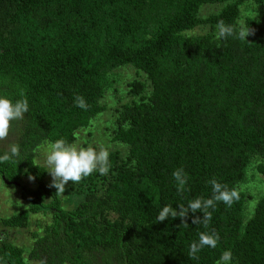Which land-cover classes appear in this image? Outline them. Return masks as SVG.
I'll list each match as a JSON object with an SVG mask.
<instances>
[{
  "label": "trees",
  "instance_id": "16d2710c",
  "mask_svg": "<svg viewBox=\"0 0 264 264\" xmlns=\"http://www.w3.org/2000/svg\"><path fill=\"white\" fill-rule=\"evenodd\" d=\"M207 7L216 10L201 15ZM221 20L252 34L218 39ZM125 66L144 76L125 84L106 127L120 148L106 175L69 181L64 204L36 152L74 143ZM0 97L29 105L0 147L19 146L0 180L26 204L0 216V264H216L225 250L230 264H264V185L247 192L251 169L264 182V0H0ZM181 167L189 179L178 193ZM213 178L238 198L209 208L207 227L192 223L202 212L158 221L166 205L211 198ZM30 225L27 245L9 240ZM213 231L217 247L190 258L198 234Z\"/></svg>",
  "mask_w": 264,
  "mask_h": 264
},
{
  "label": "clouds",
  "instance_id": "9594fccd",
  "mask_svg": "<svg viewBox=\"0 0 264 264\" xmlns=\"http://www.w3.org/2000/svg\"><path fill=\"white\" fill-rule=\"evenodd\" d=\"M216 36L218 39L234 36L240 40L252 34L249 27L241 25L237 30L232 25H226L222 20L217 22ZM23 95V94H21ZM76 106L82 109L87 108L86 101L82 96L76 97ZM28 101L26 98L17 100L13 103L5 97H0V140L6 139L9 134L11 121L22 119L24 114L28 112ZM128 126L127 124L125 125ZM19 154V146H10V155L5 153L0 156V163L8 162L12 157ZM46 164L48 166V173L52 177L50 187L57 189V193H64L65 185L71 181L72 183H79L82 178L88 177L94 171H98L100 175H106L110 170L109 152L106 148L101 147L99 151L95 148L79 147L75 143H68L65 139H57L55 142H46ZM173 179L176 182V190L178 193H183L186 190L188 182V175L184 169L178 168L172 173ZM34 180V177H29ZM209 183L212 186L213 196L208 199L203 197L195 198L188 202L187 207L180 204L179 211L174 209L171 205H166L159 211L158 221L163 222L166 218L180 217L182 221L187 217L189 211L192 213L202 212L203 220L195 217L192 220L193 224L204 223L207 227L211 221L212 214L208 211L209 208L215 207L216 202H223L231 206L234 199L238 198V193L235 189H229L227 185L219 183L215 178L211 179ZM187 226V223H183ZM198 242H192L189 246V257L196 259L197 253L204 247L216 248L219 241V234L215 231L211 233L201 232L198 234ZM232 252L225 250L216 264H230L232 260ZM43 264V261L41 262Z\"/></svg>",
  "mask_w": 264,
  "mask_h": 264
},
{
  "label": "rangeland",
  "instance_id": "374dc122",
  "mask_svg": "<svg viewBox=\"0 0 264 264\" xmlns=\"http://www.w3.org/2000/svg\"><path fill=\"white\" fill-rule=\"evenodd\" d=\"M215 7H207L201 9L200 14L206 15L215 11ZM203 32L201 29H195L193 33L198 34ZM130 67V68H126ZM134 69L131 66L121 67V69H116L112 72L111 78L116 80L113 83L111 88L107 89L102 99L99 101V104L103 106L104 110L91 122V126L88 129H84L81 131L76 141L74 142L79 147H88L91 146L95 148L97 151L100 150L101 147L106 148L108 151L114 148H120L118 145L112 144L109 141V133L110 130H107L106 127L110 126V123L113 122L114 118V109L118 108V105L122 102L127 101V96L125 94V84L131 81L132 78H138L140 76H144L140 72L137 75H134ZM90 133V134H89ZM9 134L6 139L0 140V147L7 144L9 142ZM36 163L44 166L47 170L48 166L46 164V148H42L41 150L36 152L35 155ZM50 180H52L51 175L48 173L47 176ZM248 183H247V192L251 196H258L263 190V179L262 176L257 174L254 169H251L248 172ZM67 185H65V191H67ZM65 191L63 196L66 200ZM255 197V196H254ZM67 201V202H66ZM23 205H26L23 201L20 200L18 193L16 190L7 189L3 187L0 180V216H6L11 213L18 211L23 208ZM35 226L30 225L29 228L25 230H20L18 232L11 231L10 241L16 245H27L29 235L31 231L35 230Z\"/></svg>",
  "mask_w": 264,
  "mask_h": 264
},
{
  "label": "water",
  "instance_id": "95a60500",
  "mask_svg": "<svg viewBox=\"0 0 264 264\" xmlns=\"http://www.w3.org/2000/svg\"><path fill=\"white\" fill-rule=\"evenodd\" d=\"M3 183H4L5 185L9 184V182H7V181H5V180L3 181Z\"/></svg>",
  "mask_w": 264,
  "mask_h": 264
}]
</instances>
